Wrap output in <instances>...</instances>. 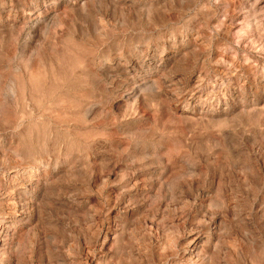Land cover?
Masks as SVG:
<instances>
[{
  "label": "rangeland",
  "instance_id": "374dc122",
  "mask_svg": "<svg viewBox=\"0 0 264 264\" xmlns=\"http://www.w3.org/2000/svg\"><path fill=\"white\" fill-rule=\"evenodd\" d=\"M0 264H264V0H0Z\"/></svg>",
  "mask_w": 264,
  "mask_h": 264
}]
</instances>
